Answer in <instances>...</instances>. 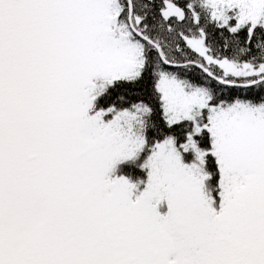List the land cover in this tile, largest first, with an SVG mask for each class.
I'll use <instances>...</instances> for the list:
<instances>
[{
	"label": "snow or ice",
	"instance_id": "obj_1",
	"mask_svg": "<svg viewBox=\"0 0 264 264\" xmlns=\"http://www.w3.org/2000/svg\"><path fill=\"white\" fill-rule=\"evenodd\" d=\"M0 264H264V0H0Z\"/></svg>",
	"mask_w": 264,
	"mask_h": 264
}]
</instances>
